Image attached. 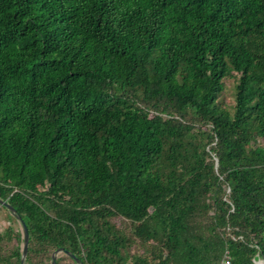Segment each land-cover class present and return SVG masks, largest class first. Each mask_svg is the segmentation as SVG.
<instances>
[{"label":"trees","instance_id":"trees-1","mask_svg":"<svg viewBox=\"0 0 264 264\" xmlns=\"http://www.w3.org/2000/svg\"><path fill=\"white\" fill-rule=\"evenodd\" d=\"M0 198L26 264H257L264 0H0Z\"/></svg>","mask_w":264,"mask_h":264},{"label":"water","instance_id":"water-1","mask_svg":"<svg viewBox=\"0 0 264 264\" xmlns=\"http://www.w3.org/2000/svg\"><path fill=\"white\" fill-rule=\"evenodd\" d=\"M0 204L6 207L12 213V215L18 219L22 227L23 246H22L21 264H26V257L28 254L29 241H30V234H29L28 226L26 222L24 221V219L21 217V215L17 212L15 207L11 205L7 200L0 198ZM63 252L71 256L78 264H83V262L75 254L71 253L69 250H66L64 247H60L53 252L51 264H57L58 256L60 253H63ZM260 263L264 264V258L261 261L257 262V264H260Z\"/></svg>","mask_w":264,"mask_h":264},{"label":"rangeland","instance_id":"rangeland-1","mask_svg":"<svg viewBox=\"0 0 264 264\" xmlns=\"http://www.w3.org/2000/svg\"><path fill=\"white\" fill-rule=\"evenodd\" d=\"M232 88H233V80L232 79H228L226 81V88L224 90V93L220 96L219 98V101L230 107L232 104H233V91H232ZM1 208V207H0ZM2 209V208H1ZM14 219H10L9 218V215L7 216L6 215V212L3 211V210H0V230H6L8 229L10 226L14 227L15 228V231L18 230V226H17V223L15 222ZM10 230V228L8 229ZM16 239L14 240V243H16ZM64 264H72L71 261L69 260H66Z\"/></svg>","mask_w":264,"mask_h":264},{"label":"built area","instance_id":"built-area-1","mask_svg":"<svg viewBox=\"0 0 264 264\" xmlns=\"http://www.w3.org/2000/svg\"><path fill=\"white\" fill-rule=\"evenodd\" d=\"M220 264H231V259L228 251H226L223 260L221 261Z\"/></svg>","mask_w":264,"mask_h":264}]
</instances>
